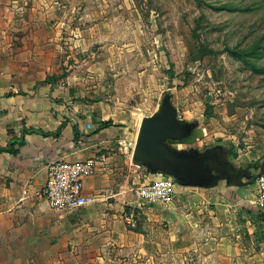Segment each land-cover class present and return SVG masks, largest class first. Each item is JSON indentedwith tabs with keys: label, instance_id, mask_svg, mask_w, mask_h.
<instances>
[{
	"label": "crops",
	"instance_id": "0c3cea01",
	"mask_svg": "<svg viewBox=\"0 0 264 264\" xmlns=\"http://www.w3.org/2000/svg\"><path fill=\"white\" fill-rule=\"evenodd\" d=\"M69 5L0 0V149L31 130L17 154L0 153V264H264V206L255 184L264 145L242 152L219 133L211 142L178 116L190 129L174 149L190 147L201 178L188 185L137 163V132L115 120L104 88L116 75H103L105 64L78 61L85 50H100L98 35L79 27ZM105 122L111 126L99 130ZM99 155L106 160L82 189L94 202L51 209L42 194L48 164ZM164 178L175 181L169 203L135 196ZM131 210L133 228L124 220Z\"/></svg>",
	"mask_w": 264,
	"mask_h": 264
},
{
	"label": "rangeland",
	"instance_id": "374dc122",
	"mask_svg": "<svg viewBox=\"0 0 264 264\" xmlns=\"http://www.w3.org/2000/svg\"><path fill=\"white\" fill-rule=\"evenodd\" d=\"M69 7L80 28L98 35L99 52L85 50L78 61L116 75L104 88L115 120L136 137L169 102L175 118L192 120L211 142L219 133L242 152L264 145V0H70Z\"/></svg>",
	"mask_w": 264,
	"mask_h": 264
},
{
	"label": "built area",
	"instance_id": "2783aa9c",
	"mask_svg": "<svg viewBox=\"0 0 264 264\" xmlns=\"http://www.w3.org/2000/svg\"><path fill=\"white\" fill-rule=\"evenodd\" d=\"M105 160L104 155H99L73 162L65 160L50 162L42 190L50 208L56 212H72L94 202L93 198L83 194V181L94 175L98 171L99 164L104 163ZM174 184L175 181L172 178L152 181L138 187L135 196L150 202L167 204L172 199ZM255 184L258 203L264 206V169L257 175ZM124 220L129 228H133L136 224L135 211L126 213Z\"/></svg>",
	"mask_w": 264,
	"mask_h": 264
},
{
	"label": "water",
	"instance_id": "95a60500",
	"mask_svg": "<svg viewBox=\"0 0 264 264\" xmlns=\"http://www.w3.org/2000/svg\"><path fill=\"white\" fill-rule=\"evenodd\" d=\"M190 127L175 118L169 102L153 117L142 121L133 150V159L152 172H162L180 183L193 185L201 178V167L192 153L176 151Z\"/></svg>",
	"mask_w": 264,
	"mask_h": 264
},
{
	"label": "trees",
	"instance_id": "16d2710c",
	"mask_svg": "<svg viewBox=\"0 0 264 264\" xmlns=\"http://www.w3.org/2000/svg\"><path fill=\"white\" fill-rule=\"evenodd\" d=\"M109 126H111V122H105L101 125L99 130L102 128H107ZM25 132H31V130L23 131V135ZM23 135L22 137L18 139L12 138L7 147L0 149V153H9V154H14V155L17 154L18 153L17 147H20L24 144Z\"/></svg>",
	"mask_w": 264,
	"mask_h": 264
}]
</instances>
